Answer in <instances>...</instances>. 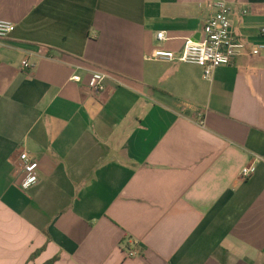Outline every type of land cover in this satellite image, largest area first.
<instances>
[{"label":"crops","instance_id":"obj_1","mask_svg":"<svg viewBox=\"0 0 264 264\" xmlns=\"http://www.w3.org/2000/svg\"><path fill=\"white\" fill-rule=\"evenodd\" d=\"M226 1L264 46V0ZM209 2L0 0V264H264V50L209 78L147 59L198 41Z\"/></svg>","mask_w":264,"mask_h":264},{"label":"built area","instance_id":"obj_2","mask_svg":"<svg viewBox=\"0 0 264 264\" xmlns=\"http://www.w3.org/2000/svg\"><path fill=\"white\" fill-rule=\"evenodd\" d=\"M208 6L210 14L204 23L203 31L198 41L189 39L179 53L157 46L147 59L195 65L200 67L204 75L209 78L214 70L234 64L243 55L257 57L261 54L264 46L249 47L247 42L235 33L230 19L231 11L226 0H210ZM15 29L12 23L0 21V39L7 38ZM156 39L159 43H162L167 38L164 32H160L156 35ZM22 66L29 68L30 64L28 61H24ZM107 79L108 76L105 74L94 75L90 78L89 87L94 92H104ZM73 80L80 82L81 77L75 76ZM198 124L202 127L205 126L203 114L198 116ZM258 159L264 161V157ZM20 161L23 173L20 186L22 189L28 190L40 182L39 163L31 158L27 152L20 154ZM252 172L251 167L243 169L242 179L247 180ZM136 256L137 254L134 251L128 253V257Z\"/></svg>","mask_w":264,"mask_h":264},{"label":"trees","instance_id":"obj_3","mask_svg":"<svg viewBox=\"0 0 264 264\" xmlns=\"http://www.w3.org/2000/svg\"><path fill=\"white\" fill-rule=\"evenodd\" d=\"M58 258L52 259L49 262H47L46 264H55L57 262Z\"/></svg>","mask_w":264,"mask_h":264}]
</instances>
